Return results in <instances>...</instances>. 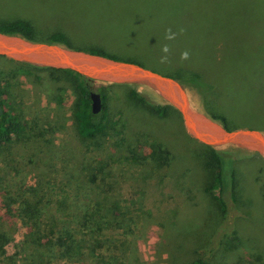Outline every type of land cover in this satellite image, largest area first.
Returning <instances> with one entry per match:
<instances>
[{
  "label": "rangeland",
  "instance_id": "obj_1",
  "mask_svg": "<svg viewBox=\"0 0 264 264\" xmlns=\"http://www.w3.org/2000/svg\"><path fill=\"white\" fill-rule=\"evenodd\" d=\"M11 20L30 21L41 36L63 32L74 47H101L161 72L178 69L184 73L187 67L199 70L213 89L201 95L195 88L186 86L193 109L206 114L209 109L222 112L232 125L257 122V117L263 116L264 0H0V23ZM169 28L177 33L174 40L165 39ZM164 44L170 48L167 54L161 51ZM185 50L190 54L189 59L182 60L181 53ZM164 55L167 61L161 63ZM44 74L47 75L39 72V75ZM57 78L66 87L60 101L42 79L34 83L22 75L17 78L12 87L13 96H21V100L15 102L17 109L28 119L52 120L53 129L47 131L45 139L41 137L48 143L40 139L24 145L13 143L0 150V166H7L12 174L10 167L15 165L20 168V175H25L27 183L37 185L40 192L56 194L67 180L65 171L71 167L73 156L79 161L107 160L117 174L108 187L117 191L122 203H134V207L141 206L153 215L149 223L136 218L139 264H168V255L159 251L163 230L160 223L168 221L180 207V220L194 229L196 215L208 207L207 194L177 173L185 167L180 159L174 161L171 169H154L148 159L144 164L127 160L124 156L128 153L123 150L126 146L120 149L115 146L121 134L116 116L111 119L109 135L102 137L105 141L78 138L70 111L75 99L74 82L62 73ZM133 87L150 103L166 104L150 86ZM105 93L109 109L124 112L125 132L131 133L132 138L138 129L148 128L145 118L136 113L141 110L128 103L123 87L108 85ZM155 124L164 126V134L168 130L182 138L180 120L176 116ZM175 148L180 149L177 145ZM215 149L237 159L247 177L254 176L253 165L259 168L252 151L235 145ZM144 151L148 153V147ZM90 162L85 161V166L91 165ZM170 171L176 172L175 175L170 176ZM225 199L228 206L220 231L235 233L241 238V254L246 264L249 261L251 264L252 256L262 247L264 217L260 213L263 211L259 207H248V212H242L234 206L230 195ZM209 248L205 245L186 248L181 263L207 255Z\"/></svg>",
  "mask_w": 264,
  "mask_h": 264
},
{
  "label": "trees",
  "instance_id": "obj_2",
  "mask_svg": "<svg viewBox=\"0 0 264 264\" xmlns=\"http://www.w3.org/2000/svg\"><path fill=\"white\" fill-rule=\"evenodd\" d=\"M0 33L20 35L31 41L55 42L145 66L101 47H74L67 35L60 31L41 36L28 20L1 22ZM39 72H46L47 75H39ZM158 72L195 88L201 95L213 89L199 70L187 67L184 73L178 69ZM61 73L70 76L74 82L75 99L70 111L78 138L89 142L105 141L106 138L102 137L109 135L111 119L116 116L117 125L121 124V134L115 146L118 149L126 146L123 150L128 153L124 156L127 160L134 159L144 164L148 159L154 169H171L174 161L180 159L185 167L177 173L207 194L208 207L196 215L194 229L180 220V207L174 210L168 221L160 223L163 230L159 237V251L168 255V264H185L180 258L185 255L186 248L199 245L210 247L207 255H198L186 264H246L247 260L241 254V238L235 233L220 231L228 206L225 198L230 195L234 206L242 212H248V207H259L264 217V159L253 153L259 168L257 170V166L253 165L256 168L254 176H245L237 159L188 135L180 115L172 106L150 103L133 85L98 83L69 69L41 67L0 56V103L3 108L0 115V150L9 148V145L11 147L13 143L24 145L40 139L48 143V140L44 141V135L53 129V121L39 122L37 117L28 119L22 116L15 106L21 96L14 97L12 87L20 75L34 83L42 79L48 83L54 98L60 101L61 93L66 90L57 78ZM108 85L123 87L128 103L141 110L136 113L141 114L149 124L148 128L135 131L134 138L131 133L125 132L127 121L124 112L119 109L112 111L108 107L105 93ZM91 92L99 93L102 100V109L96 114L91 111ZM207 114L229 130L248 127L264 132V113L262 118L257 117V122L233 125L222 112L209 109ZM173 116L180 120L183 139L168 130L164 134V126L155 124L168 121ZM146 147L148 153L144 151ZM85 161L90 162L79 161L74 156L71 158L72 165L65 171L67 180L56 194L53 191L40 192L37 185L27 183L25 175H20L19 167L12 165L10 168L14 172L10 174L7 166H0V264H139L136 218L149 223L153 221L152 213L141 209V206L134 207V203H122L117 191L108 187L117 174L107 160L90 162L87 167ZM175 173L170 171V176ZM146 225L144 223L143 227ZM261 245L252 256L251 264H264V236Z\"/></svg>",
  "mask_w": 264,
  "mask_h": 264
},
{
  "label": "water",
  "instance_id": "obj_3",
  "mask_svg": "<svg viewBox=\"0 0 264 264\" xmlns=\"http://www.w3.org/2000/svg\"><path fill=\"white\" fill-rule=\"evenodd\" d=\"M0 56L41 67L69 69L96 82L147 85L180 115L182 124L198 142L219 147L235 145L264 159V132L256 128L226 129L218 121L190 105L186 86L179 80L134 62L114 60L55 42L31 41L20 35L0 33ZM91 111L99 113L102 100L90 93ZM3 108L0 103V115Z\"/></svg>",
  "mask_w": 264,
  "mask_h": 264
},
{
  "label": "clouds",
  "instance_id": "obj_4",
  "mask_svg": "<svg viewBox=\"0 0 264 264\" xmlns=\"http://www.w3.org/2000/svg\"><path fill=\"white\" fill-rule=\"evenodd\" d=\"M183 29H181V32ZM177 33L173 32L170 28L166 30L165 33V39L166 40H174L176 38ZM161 51L165 54H167L170 51V48L167 44H164L161 48ZM189 52L185 50L184 52L181 53V59L182 60H187L189 59ZM167 61V55H164L161 57V63H164Z\"/></svg>",
  "mask_w": 264,
  "mask_h": 264
},
{
  "label": "bare ground",
  "instance_id": "obj_5",
  "mask_svg": "<svg viewBox=\"0 0 264 264\" xmlns=\"http://www.w3.org/2000/svg\"><path fill=\"white\" fill-rule=\"evenodd\" d=\"M149 87V86H148Z\"/></svg>",
  "mask_w": 264,
  "mask_h": 264
}]
</instances>
